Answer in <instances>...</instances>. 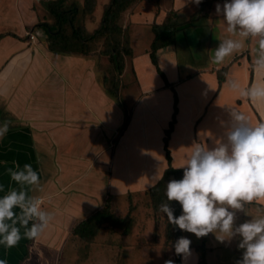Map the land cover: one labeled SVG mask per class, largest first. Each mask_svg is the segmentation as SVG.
Returning <instances> with one entry per match:
<instances>
[{"label": "crops", "instance_id": "obj_1", "mask_svg": "<svg viewBox=\"0 0 264 264\" xmlns=\"http://www.w3.org/2000/svg\"><path fill=\"white\" fill-rule=\"evenodd\" d=\"M16 2L24 4L25 12ZM109 2L99 13L97 0L93 14L85 17L87 34L98 28ZM224 3L141 0L122 12L116 24L128 39L130 53L116 79V98L104 84L111 75L103 42L87 56L54 53L37 28L40 19L48 21L45 11L35 13L32 0H0L1 14L3 7L10 12L7 19L0 17V121H12L0 140V185L5 189L0 197L19 187L6 170L30 163L40 187L28 195L42 199V207L54 217L38 239H21L7 254L0 246V258L8 264H59L68 246L73 248L77 225L107 201L115 213L123 208L122 199L154 187L169 168L164 139L173 120L174 90L178 112L168 149L175 169H182L194 144L211 148L224 137L231 111L245 114L253 124L264 121V106L252 104L231 87L233 82L240 88L264 82V73L253 66L256 42L245 41L221 64L211 61L221 40L238 39L225 31L223 17L217 15L216 5ZM168 17L183 26L175 43L157 52L156 66L150 56L153 27ZM31 31L38 32L33 43L27 38ZM223 69L220 85L218 72ZM127 114L129 125L120 134ZM246 209L254 211L251 217ZM259 210L264 211V201L246 205L245 212L236 213L235 226L260 216ZM187 239L193 246L204 242L207 264H229L226 254L243 255L240 237L221 243L209 233L199 244ZM69 256L63 264H69ZM198 263L195 248L181 256V264Z\"/></svg>", "mask_w": 264, "mask_h": 264}, {"label": "clouds", "instance_id": "obj_2", "mask_svg": "<svg viewBox=\"0 0 264 264\" xmlns=\"http://www.w3.org/2000/svg\"><path fill=\"white\" fill-rule=\"evenodd\" d=\"M193 2L199 5L202 0ZM216 12L223 17L225 31L238 39L221 40L213 50L212 63H223L245 41L252 40L257 45L253 66L264 73V0H225L223 5H216ZM231 87L252 104L264 106V82L253 83L249 88H240L233 82ZM230 116L224 137L214 147L192 146L181 166L183 178L167 183L166 201L161 202L159 211L166 214L170 224L198 238L214 233L223 243L240 237L238 247L243 255L237 264H264V215L235 226L238 211L245 212L246 205L264 201V121L253 124L245 114L234 110ZM11 127L12 121H0V140ZM6 171L19 187L0 197V246L5 254L18 246L21 239H38L54 219L53 214L44 210L39 197L28 195L29 190L40 187L39 174L32 164L25 163L21 168L15 163V170ZM4 191L0 185V192ZM172 202L181 206L179 217L174 215ZM190 244L189 239L179 238L176 254L190 255ZM0 264H8L7 259L0 258Z\"/></svg>", "mask_w": 264, "mask_h": 264}, {"label": "trees", "instance_id": "obj_3", "mask_svg": "<svg viewBox=\"0 0 264 264\" xmlns=\"http://www.w3.org/2000/svg\"><path fill=\"white\" fill-rule=\"evenodd\" d=\"M141 0H110V2L104 7L102 19L98 28L92 33L87 34L85 31L84 18L87 15H92L97 0H84V6L81 8L77 4L70 8L65 6L64 0H50L48 2V10L53 16V21L40 23L37 28L43 31L44 36L48 42L49 49L57 54L62 55H89L93 52V48L98 42H103V55L109 57V62L114 66V70L117 71V77L111 75L104 81L106 89L111 95L118 98L116 85L118 76H120L124 69L125 57L129 55L130 50L128 46V39L126 35H123L121 28L116 24L117 17L129 9L133 4ZM183 25H177L171 22L170 17L167 18L162 26H154L155 39L151 46L150 56L152 62L157 66V52L165 47L173 45L176 41V35ZM161 72V71H160ZM226 70L223 69L218 72V80L221 85L224 81V75ZM175 94L174 114L173 120L170 123V128L166 131L165 150L166 158L169 163V168L166 169L162 179L152 188L147 190L154 200L161 204L162 201H166L165 190L169 181L183 178V170L175 169L171 166V155L168 149L169 138L173 132L174 125L176 123V115L178 112L177 93ZM130 117L127 114L124 124L120 129L122 134L128 127ZM174 209V215L179 217L181 215V206L178 202H172L170 205ZM110 206L107 201L102 210L97 212L91 218L83 221L74 230V235L78 236L82 241L92 240L98 233L100 224L108 218H112L109 213ZM169 230L167 232V240L171 242V248L173 250L176 264H181V256H178L175 252L176 241L183 237V232L178 227L168 223ZM190 248H195L199 253V263L207 264L205 260V247L204 242L200 245L193 246L190 244Z\"/></svg>", "mask_w": 264, "mask_h": 264}, {"label": "rangeland", "instance_id": "obj_4", "mask_svg": "<svg viewBox=\"0 0 264 264\" xmlns=\"http://www.w3.org/2000/svg\"><path fill=\"white\" fill-rule=\"evenodd\" d=\"M49 1L32 0V10L35 13L45 11L46 19H48L46 22H52L54 19L48 10L47 3ZM104 2L106 3V0H101L99 13H102ZM75 4L82 8L84 0H68L65 3L70 8ZM16 5H19L21 10L23 9L22 2H16ZM5 8L3 7L2 10L5 14L0 12V17L7 19V13L10 12H7L9 10L8 8L5 10ZM25 10L22 11L25 12ZM42 21L44 19H40L39 23ZM183 36L180 39H183ZM108 59L109 57H107L105 67L109 69L112 76L117 77V71L114 70V66ZM119 204L123 208L115 213L110 209L109 213L112 218H108L100 224L98 233L92 240L82 241L78 236L74 237V241L70 244L73 248L68 246L64 251V258L70 255L69 264H165L168 260L176 264L173 252L168 254L171 248V242L167 240L169 222L166 214L159 211L160 203L146 191H142L131 195L127 200L122 199ZM246 212L247 218L253 214L248 209ZM258 212L260 215H264V211L259 210ZM184 234L186 238H191L197 244L202 241V237L198 238L195 234L185 231ZM64 258H60L59 264H63ZM240 259L226 254L224 260L229 264H237ZM54 264H58V262Z\"/></svg>", "mask_w": 264, "mask_h": 264}, {"label": "built area", "instance_id": "obj_5", "mask_svg": "<svg viewBox=\"0 0 264 264\" xmlns=\"http://www.w3.org/2000/svg\"><path fill=\"white\" fill-rule=\"evenodd\" d=\"M36 37H38V32L36 34L33 31L27 33V38L29 39V41L34 42L36 40Z\"/></svg>", "mask_w": 264, "mask_h": 264}]
</instances>
